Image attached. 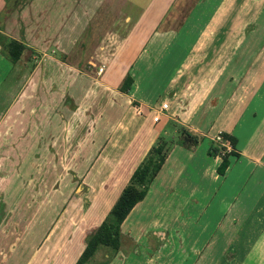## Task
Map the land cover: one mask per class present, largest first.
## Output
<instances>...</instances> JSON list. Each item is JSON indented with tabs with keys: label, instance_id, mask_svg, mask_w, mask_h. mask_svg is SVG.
Returning <instances> with one entry per match:
<instances>
[{
	"label": "rangeland",
	"instance_id": "374dc122",
	"mask_svg": "<svg viewBox=\"0 0 264 264\" xmlns=\"http://www.w3.org/2000/svg\"><path fill=\"white\" fill-rule=\"evenodd\" d=\"M12 1L0 0V31L3 27L2 33L21 38L24 34L22 27L26 25L30 37L24 36L28 38L32 52L35 51L31 56H34L32 60H36V63L44 54L58 57L59 53H51L50 48L44 45L69 18L68 12L75 8V3L83 7L97 2L94 9L101 7L98 10L103 12H107V8H114L108 11L109 14L98 16L99 20L95 23L98 26L92 32V25H87L84 32L89 33L85 38L89 53L93 48L98 50L94 54L97 68L103 65L101 62L104 58L115 52L129 32L131 23L139 18V11L154 2L136 0V4L135 0H14V6H6ZM33 1L32 10L28 12ZM173 5L159 26L164 30L156 33L157 39L151 40L143 53L144 57L135 62L130 73L133 92L127 95L130 96L131 117L148 120L147 123L155 130L150 136L143 129L142 143L140 138L132 139L135 141L132 147L138 150L135 158L138 163L147 157L153 146L162 141L167 143L166 157L177 145L188 149L193 140L198 142L194 150L198 148L207 152L211 144H216L215 137L223 133H209L213 123L218 120L222 100L229 96L237 81L245 76L252 58L257 53L264 55V0H175ZM1 18H6L4 21L7 20V23H3ZM12 20H15L16 25L14 31L11 30ZM135 50L136 43L132 40L126 47V59ZM1 51L2 46L0 221L4 218V230H8L12 226L11 221H15V234L35 230L36 238H31L34 244L43 241L48 229L55 225L57 228L52 234L53 239L67 230L83 234L82 242L80 238L72 236L68 244L62 243L59 249L57 257L65 263L72 262L77 249L85 246L89 235L102 221L110 219L109 212L129 179L123 173L118 175V171L113 174L107 170L117 161L120 164L115 166H119V171L122 165L125 168L127 159L124 158L127 153H123L122 159H113L107 157L112 152L106 149L108 154L98 159L75 158L71 157L69 151H60L58 144L48 152L49 146L54 143L47 142L44 137L32 144L25 143L27 138L20 143L15 142V96L19 86L15 87V63L1 60ZM234 54L237 57L243 54L244 63H240V68L236 64L233 69L236 71L235 77L229 74L228 79H219V73L224 72L226 63ZM231 60L235 61V58ZM163 102L168 105L169 118L164 123L154 124L151 122L153 109ZM152 137L156 142L152 143ZM183 139L189 143L181 146ZM124 141L125 138L119 144L116 141V154L127 144ZM83 144L87 145L85 139ZM103 145L106 147L108 144ZM225 154V149L216 152L220 159ZM127 156L130 158V155ZM83 169L85 172L81 174ZM162 183L155 182L154 178L150 184L154 187H150L147 192V203L152 206L147 208L137 205L122 223L119 248L99 246V253L94 255L97 257L92 255L86 264H264V246L261 249L253 247L256 236L251 235L252 231H261L264 241V221L238 223L222 220L223 209L218 205V199L207 208L206 214L202 213L203 208H192L190 210L194 213L189 215V206L183 202L178 206L177 200L171 198L173 191L165 190ZM210 194L214 195V191ZM172 197H175L174 193ZM198 211L201 212L196 216ZM34 216L45 218L33 219ZM61 216L64 219H60ZM64 225H67L66 230ZM25 239L29 240L27 236ZM18 241L20 237L16 241L15 236V246L19 245ZM31 245L22 242L20 246Z\"/></svg>",
	"mask_w": 264,
	"mask_h": 264
},
{
	"label": "crops",
	"instance_id": "0c3cea01",
	"mask_svg": "<svg viewBox=\"0 0 264 264\" xmlns=\"http://www.w3.org/2000/svg\"><path fill=\"white\" fill-rule=\"evenodd\" d=\"M135 2L137 4L136 0ZM33 3L34 1L27 9L28 12H31ZM173 3L175 4V0H154L153 3H148L144 9L139 11V18L131 23L129 32L119 43L115 52L104 58L101 62L103 65L98 68L94 62V54L98 50L93 48V51L89 53L88 45L85 43V38L89 33L84 32H86L87 25L94 26L92 32L98 26L95 25L99 20L98 16L109 14L108 11L112 8H107V12H103V10H98L101 7L97 10L94 9L97 7V2L82 5L83 7H79V4L75 3V8L68 12L69 18L65 19L59 30L44 45L50 48L51 53H59L58 57H53L54 55L50 53L44 54L38 63L36 60H32L34 56H31V53L35 51L32 52L33 48L29 45L28 38L25 37H30L26 32L28 31L25 29L26 25L22 27L24 34L21 38L2 33L4 29L2 27L0 46L3 47L9 39L16 40L25 46L20 60L15 63V87L19 86L15 96V142L20 143L21 140L27 138L25 143L32 144L36 143L38 138L44 137L47 142L54 143L53 146H49L48 152L51 148L59 146L60 151H69L72 153L71 157L75 158L98 159L107 153L106 149L112 152L107 157L113 159L116 157L122 159L123 153H127L131 159L127 158V155L124 159H127L125 168L129 171L122 170L125 169L123 165L122 169L120 167L122 171H119V166H115L120 164L117 161L112 164V167H109L110 170L107 172L113 174L119 172L118 175L123 173L129 179L135 166L139 164L135 160L138 150H135L136 147H132L131 144L135 142L132 139L140 138L142 143L144 141L142 130L147 131L150 136L151 132L153 133L155 130L149 122L147 123L148 120H136L131 117L130 96L127 93L133 92L132 84L127 91L121 90V86L127 75L131 77L130 73L135 62L144 57L143 53L150 45L151 40L157 39L156 33L164 30L159 26L165 21L167 12L172 8L171 5L174 6ZM7 4L6 6H14L15 1ZM28 15L30 14L28 13ZM4 20L2 22L7 23V20ZM14 21L12 20V31L16 29ZM69 21L71 22L69 23ZM132 40L136 43V50L129 59H126V47ZM242 57L243 54L238 57L234 54L227 62L234 64L227 65L226 63L224 72L219 73V79H228L227 75L229 74L234 76L236 71L233 69L236 68V64H239L240 68V63H244L243 58L245 57ZM232 58H235V61L231 60ZM263 58L264 55L258 53L252 58V64L247 69L245 76L237 81V85L232 87L229 96L222 100L218 120L209 130V133L223 132L236 139L233 150L236 155L229 156V165L224 173L219 175L216 171L221 162V159L216 155L211 156L208 151L198 148L190 150L177 145L166 157L155 177V182H164L162 184L165 186V190L173 191L171 198L177 200L178 206L182 202L185 206H189L187 210L189 215L194 213L193 210H190L192 208L194 210L203 208L202 213L206 214L207 208L218 199V205L223 209L222 220L238 223L264 221ZM1 60L6 61L3 56ZM99 68H102L101 73L98 72ZM2 71L0 70V73ZM162 104L164 102L153 109L152 123H154L153 117L157 114V109ZM167 113L168 109L160 117V121L154 124L164 123L169 118ZM123 138H125L124 143L129 146L126 149V145H124L119 151L120 153L116 154L115 143L116 141L118 144L123 142ZM84 139L87 142L86 146L83 144ZM154 142L156 140H153L152 143ZM105 143L108 144L106 147L103 145ZM110 144L113 146L110 147ZM102 147L104 148L102 149ZM82 164L83 162L80 168H82ZM88 165L89 163L86 166L88 167ZM84 172L83 169L81 174ZM150 187L153 188L154 185H150L149 190ZM212 191H214V195L210 194ZM173 193L175 197H172ZM147 197L148 193L137 205L150 208L152 205H148ZM163 198L168 199V197ZM201 200L209 201V203L200 202ZM159 205L157 204V206ZM199 212L201 211H198L196 216H199ZM35 218L44 219L45 217L34 216L33 219ZM3 219L0 221V264H75L79 258V252L83 251L84 246L79 247L75 259L65 263L57 257L62 243H64L63 245L68 244L72 236L80 238L82 242L83 234H78L75 230H70V232L67 230L60 233L59 236H55L54 240L52 234L57 228L55 225L48 229L43 241L34 244L31 242V238H36L35 230L31 232L32 234L26 231L15 234V221H11L12 226L8 227V230H4ZM10 219H14V217ZM60 219H64V216H61ZM63 227L65 228L67 225ZM251 235L256 236L253 247L261 249L264 246L263 232L255 230ZM15 236L16 241L20 237L18 246H15ZM26 236L29 240L25 239ZM22 242L32 245L20 246ZM98 248L93 256L99 253ZM89 262L90 260L87 263ZM106 264L130 263L109 262Z\"/></svg>",
	"mask_w": 264,
	"mask_h": 264
},
{
	"label": "trees",
	"instance_id": "16d2710c",
	"mask_svg": "<svg viewBox=\"0 0 264 264\" xmlns=\"http://www.w3.org/2000/svg\"><path fill=\"white\" fill-rule=\"evenodd\" d=\"M25 49V46L13 39L8 40L2 47L1 54L13 64L20 60V57ZM132 84V78L127 75L122 83L121 90L127 91ZM224 143H229L231 151L226 153L219 166L217 173L222 175L229 165V156H235L234 146L236 139L225 133L220 134ZM181 146L186 145V140L183 139ZM197 140H193L189 147L193 149L197 145ZM188 148V149H189ZM224 150L221 145L211 144L208 152L209 155H216L219 150ZM167 143L162 141L151 148L147 157H145L132 172L128 183L122 188L118 198L109 212V220L102 221L96 230L92 232L86 240L84 249L75 264H84L93 255L96 248L99 246L118 249L121 241V225L135 208L147 195L149 186L157 173L161 169L166 159Z\"/></svg>",
	"mask_w": 264,
	"mask_h": 264
},
{
	"label": "built area",
	"instance_id": "2783aa9c",
	"mask_svg": "<svg viewBox=\"0 0 264 264\" xmlns=\"http://www.w3.org/2000/svg\"><path fill=\"white\" fill-rule=\"evenodd\" d=\"M98 72L101 73V72H102V68H99V69H98ZM167 109H168L167 104H165V103L162 104V105L160 106V108L157 109V111H156L157 114L153 117V122H154V123L159 122V121H160V117H161L162 115L165 114V112L167 111ZM214 142H215L216 144L221 145V146L226 150V153H228V152L231 151V146H230V144H229V143H224L223 140H222V138H221V136H220V134H218V135L215 137Z\"/></svg>",
	"mask_w": 264,
	"mask_h": 264
}]
</instances>
